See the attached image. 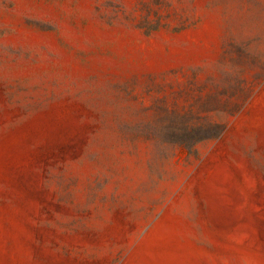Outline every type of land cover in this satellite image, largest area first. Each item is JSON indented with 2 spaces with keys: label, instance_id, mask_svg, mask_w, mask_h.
I'll return each mask as SVG.
<instances>
[{
  "label": "rangeland",
  "instance_id": "rangeland-1",
  "mask_svg": "<svg viewBox=\"0 0 264 264\" xmlns=\"http://www.w3.org/2000/svg\"><path fill=\"white\" fill-rule=\"evenodd\" d=\"M0 264H264V0H0Z\"/></svg>",
  "mask_w": 264,
  "mask_h": 264
}]
</instances>
